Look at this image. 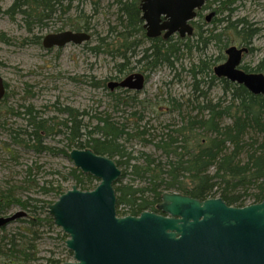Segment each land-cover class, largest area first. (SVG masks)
Here are the masks:
<instances>
[{
    "label": "rangeland",
    "instance_id": "obj_1",
    "mask_svg": "<svg viewBox=\"0 0 264 264\" xmlns=\"http://www.w3.org/2000/svg\"><path fill=\"white\" fill-rule=\"evenodd\" d=\"M24 1L31 5L29 10L27 6L22 7L27 13L13 14L8 8L14 0H0V76L6 88L0 102V204L4 205L2 195L8 193L15 199L31 198L34 201L30 203L37 205L34 213L39 221L33 226L36 251L30 264H55L51 260L63 259L73 262L72 253L65 246L68 236L53 223V218L44 208L45 203L48 205L57 198L50 193L43 194L41 190L42 186L61 184L65 192L76 185L70 171L74 168L73 161L68 155L71 149L82 148L71 143L73 137L68 136L64 123L73 118L64 110L69 108L74 114L78 113L77 118L83 125L79 138L82 142L96 136L94 130L100 119H107L118 126L123 124L126 134L120 142L125 152L134 158L127 163L126 157L113 156V159L121 162L118 165L121 170L118 181L140 185L141 179L130 174L133 163L143 162L144 158L139 156L149 153L164 161L162 153L153 143L145 142L139 136L144 124L148 125L150 138L154 141L164 126L172 128L180 124L184 116L180 115L177 105L186 106L182 110L185 112L190 109L194 111L198 102H217L223 94L220 80L213 78V67L225 62L224 51L228 46L244 48L238 67H246L249 72L264 76V0H225V3H233L232 8L235 9L232 14L226 11L219 14L228 18L211 33L217 35L214 41L205 44L197 42L198 36L195 35L181 39L172 36L170 45L174 44L178 49L169 56L170 62H161L151 69L137 60L149 42L140 39L137 32L127 42L123 40V27L117 26L120 15L117 0L73 2L69 14L63 16L56 13L51 19L42 21L45 25L34 22L41 12L37 5L33 8L31 0ZM85 16L88 28L92 30L89 42L65 44L53 49L42 46L41 39L49 30L68 25L70 20L81 24L80 19ZM207 28L212 27L209 25ZM243 28L248 31L242 35L236 33ZM212 35L202 34L205 37ZM134 40H139V45L133 51L129 49L131 44L125 47L124 44ZM96 45H100L99 50L95 52L90 49ZM136 69L148 72L147 83L140 92L107 88L108 82L123 79ZM116 98L119 100L115 101ZM228 101L227 95L223 104ZM32 118L46 120L49 129H52L46 134L42 132L43 146L51 150L34 151L30 147L34 144V138L25 145L12 140L15 131L24 133V130H33ZM224 121L228 123L229 119ZM93 178L96 187L99 181ZM250 203V200H246V205ZM6 206L9 207L1 215L24 211L25 216L21 219L25 220H15L0 229V253L7 251L11 242L25 239L23 229L33 216V212L18 203Z\"/></svg>",
    "mask_w": 264,
    "mask_h": 264
},
{
    "label": "trees",
    "instance_id": "obj_2",
    "mask_svg": "<svg viewBox=\"0 0 264 264\" xmlns=\"http://www.w3.org/2000/svg\"><path fill=\"white\" fill-rule=\"evenodd\" d=\"M18 3L19 6H27V10L31 7L28 1L14 0L9 7V10H13V14L18 12ZM118 7L120 11L125 10L119 18L127 20L128 14L124 4L120 3ZM27 10L22 12L27 13ZM121 27L124 30L125 42L138 29L132 23H124V21L121 22ZM246 30L243 28L236 33L242 35ZM128 44H131L129 47L131 50L136 46L134 41L124 44L125 47ZM152 46L153 48L146 49L145 54L137 59L138 63L142 62L149 68L164 61L170 62L169 56L175 54V49H178L174 47V44L166 45L164 42H161L159 47ZM99 47L100 45H96L90 49L96 52ZM124 55L125 53L121 56ZM260 65L261 63L258 64ZM219 80L223 96L218 98L217 102L212 103L211 100L205 103L198 102L194 111L191 109L186 110V113L183 111L185 115L182 110L186 106L177 105L180 115L184 116L180 124H175L172 128H168V125L164 126L156 140L153 141L150 138L148 125L144 124V129L139 132V136L145 142L153 143V146L162 153L164 161L149 153L141 154L139 157L144 158L143 162L133 163L130 166V174L137 176L142 183L135 185L131 181L119 180L114 185L118 216H136L146 210L157 212V203L160 202L162 193L167 191L199 200L218 197L222 198L228 206L235 207H243L246 205V200L254 204L264 199V95L254 94L242 84H235L224 78ZM122 92L127 91L122 90ZM201 95L204 97L203 94ZM227 95L229 101L223 104ZM118 100V98L115 99V101ZM68 109L66 108L64 112L67 113ZM68 112L73 119H68L64 125L69 132L68 136L73 137L71 143L77 148L92 149L96 154L105 155L110 159H113V156L126 157L127 163L133 160L134 157L125 152V147L120 142L122 136L126 134L123 124L118 126L107 119H100L99 125L94 130L96 136L82 142L79 138L82 136L80 131L83 125L77 118L78 113L74 114L71 110ZM132 115L135 114L132 113ZM32 119L33 130L30 132L24 130V133L15 131L12 134V140L25 145L34 138V144L30 146L34 151L51 150L43 146L42 139L43 133H49L52 129H49L46 120ZM225 119H229V122L225 123ZM90 133L94 132L90 131ZM19 137L23 139H18ZM113 160L118 167L121 162ZM70 171L73 181L80 190L89 191L95 187L93 176L84 174L76 168ZM41 190L43 194H52L53 198H58L64 193L61 184L42 186ZM2 196V201L5 203L0 204L1 214L9 207L6 205L18 203L24 209L33 212V216L28 219V226L23 229L25 239H20L17 243L11 242L8 250L0 253V264H30L34 261L36 251L33 226L39 221L35 219L34 213L38 209L37 205L30 203L31 200L34 201L31 198L15 199L8 193ZM44 208H47V203ZM17 220L25 219L20 217ZM52 261L55 264H61L65 259Z\"/></svg>",
    "mask_w": 264,
    "mask_h": 264
},
{
    "label": "water",
    "instance_id": "obj_3",
    "mask_svg": "<svg viewBox=\"0 0 264 264\" xmlns=\"http://www.w3.org/2000/svg\"><path fill=\"white\" fill-rule=\"evenodd\" d=\"M203 0H148L144 5L159 17L191 13ZM184 21L185 19H181ZM180 25V23H179ZM89 35L79 32L48 34L44 46L81 44ZM241 49L229 47L227 59L215 70H224L232 81L254 94L264 95V76L235 70ZM134 78V79H132ZM116 87L140 91L141 75H129ZM5 93L0 77V100ZM74 168L94 176L99 184L91 191L72 185L47 205L53 223L68 236L65 246L73 262L61 264H264V199L243 207L228 206L222 198L195 199L164 192L156 210L117 216L114 184L121 175L115 161L92 149H71ZM25 216L24 211L0 215V229Z\"/></svg>",
    "mask_w": 264,
    "mask_h": 264
},
{
    "label": "flooded vegetation",
    "instance_id": "obj_4",
    "mask_svg": "<svg viewBox=\"0 0 264 264\" xmlns=\"http://www.w3.org/2000/svg\"><path fill=\"white\" fill-rule=\"evenodd\" d=\"M32 1V6L33 8L35 7V5H37V9L40 12V16H36L34 18V22H40L42 25L43 24V20L45 21L46 19L49 20L51 19L52 15H56V13H58V15H66L69 14L72 10H71V5L73 2H77L79 1L80 3H82L81 1L83 0H31ZM148 0H129L126 2H123L122 0L119 1L117 0V5H120V3L124 4L125 9L127 10V14H128V18L127 20H123L124 18L120 19L119 16L122 15V13L125 11H120V15L118 16V21H117V26L121 27V22L124 21V23H132V25H135L137 29V34L139 35V38L142 40H146L147 42H149V45L147 46V48H143L140 52V56L145 54L144 51L146 49H149L150 47L153 48L152 45H157L158 47L160 46L161 42H164L166 45L170 44V41L172 39V36H177L180 39L181 38H191L192 35L198 36V40L197 42H201V43H207L208 41H214L217 38V35H212L211 33L215 30H217L220 26L221 23H224L225 18H228V16H224V18L222 16H219L220 13H223V11L229 12L232 14V12L234 11L235 8H232V4L233 3H225V0H203L201 2L200 6L195 7L191 13H184L183 11H180L178 14L179 15H173L172 16H166L164 14H160L159 17L153 16L150 14V12L147 10V8L144 6L147 3ZM78 3V2H77ZM12 6V5H11ZM18 13H22V11H24L25 9H22V7H25V5L23 6H19L18 3ZM77 6V4L75 5ZM221 7V9H220ZM16 9V11H17ZM7 11V10H6ZM9 12L13 13V10H9ZM83 17V16H82ZM81 19L82 22L81 24H76L74 22H69L68 25L53 29L52 31L49 30L48 34H61L63 32H79V33H84L86 32L89 35V38L85 40V42H89V40L92 37V33H91V29L88 28V22H87V18L85 16L84 19ZM181 19H185L184 21H182ZM84 20V21H83ZM180 23V25H179ZM211 26V29H208V26ZM243 27H245L243 25ZM209 34L212 35V37L208 36H202V34ZM45 35V36H46ZM43 36L41 39V43L42 46L47 48V49H53V47H63V46H56L54 45L53 47H46L44 46L43 43V38L45 37ZM135 36V34L133 35ZM100 41H104V39H99ZM85 42L81 43V44H85ZM134 42H136V46H138L139 44V40H134ZM66 44H75L73 42H69ZM80 45V44H78ZM134 46V48L136 47ZM234 46V45H232ZM232 46H228L232 47ZM237 47L238 49H241V53L239 54V61L237 63V65L235 66V70H241L243 71L245 74L248 73H256V72H249V70H247L246 67H238L241 60H242V54H243V49L242 47L239 46H234ZM226 48V49H227ZM225 49V50H226ZM152 50V49H151ZM133 51V50H132ZM150 53V51L148 52ZM224 54L226 56L225 58V62L227 59V54L224 51ZM139 56V57H140ZM124 57V56H123ZM224 62V63H225ZM224 63H219L217 66L215 65L213 68V73H214V77L219 79H227L229 81H231L232 83L237 84L235 81H232L231 78H229V76L225 73L224 74V70H220L218 73L216 72V68L221 66ZM151 69V67H150ZM134 71V70H133ZM147 71H143L142 69H136L134 72L129 73V75H133V74H138L141 75L143 78V82H144V86L147 83ZM257 74V73H256ZM128 75V76H129ZM1 77V76H0ZM126 78V77H125ZM124 79V78H123ZM122 78L119 80H113V82H117L119 83V81L123 80ZM134 79V78H132ZM2 82H3V87L5 88V83L3 81L2 78ZM143 86V87H144ZM142 87V88H143ZM107 88H109V86L107 85ZM141 88V89H142ZM126 90L127 92L130 91H134V92H140V91H135L133 89H127V88H122V87H116L113 90ZM110 90V88H109ZM5 92H6V88H5ZM5 96L4 95L1 97L0 102L3 100ZM69 116V112L67 111L66 113Z\"/></svg>",
    "mask_w": 264,
    "mask_h": 264
}]
</instances>
